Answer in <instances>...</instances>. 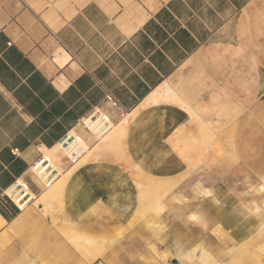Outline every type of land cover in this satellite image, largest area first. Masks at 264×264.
Masks as SVG:
<instances>
[{"label": "crops", "instance_id": "crops-1", "mask_svg": "<svg viewBox=\"0 0 264 264\" xmlns=\"http://www.w3.org/2000/svg\"><path fill=\"white\" fill-rule=\"evenodd\" d=\"M257 1L0 0V264H172L174 255L197 247L199 255L200 246L231 264V243L222 254L226 245L204 231L218 226L231 241L250 243L260 222L242 206L237 189L222 185L212 197L218 206L211 198L198 201L196 227L183 217L170 220L161 240L147 244L144 232L126 228L139 203L133 176L108 151L95 152L70 173L58 211L56 202L38 200L29 167L37 147L50 150L71 128L95 147L97 139L77 125L93 109L113 125L136 110L124 136L131 163L152 177L181 175L198 150L192 116L169 102L141 105L164 83L174 86L209 50L234 48ZM252 166L242 159L232 177L253 173ZM15 180L28 182L34 195L24 208L7 196ZM61 215L68 220L63 226ZM69 226L119 237L105 258L86 263L62 234ZM162 252L170 257L162 260Z\"/></svg>", "mask_w": 264, "mask_h": 264}, {"label": "rangeland", "instance_id": "rangeland-1", "mask_svg": "<svg viewBox=\"0 0 264 264\" xmlns=\"http://www.w3.org/2000/svg\"><path fill=\"white\" fill-rule=\"evenodd\" d=\"M251 13L252 21L239 26L234 48L209 50L173 86L206 119L204 126H198L197 118L191 117L196 130L198 150L185 172L174 178H157L141 172L131 163L126 153V128L119 134L113 132L102 141V137L108 132L97 139L98 144L89 158L90 160L95 152L108 151L111 159L131 172L139 193L138 208L142 207L140 216L145 215H138L139 224L134 228L144 232L146 239L161 240L166 232L167 222L182 217L189 226L196 227L198 201L211 198L215 206H218L216 199L212 197L222 185L229 191H241L238 195L242 206L254 212L260 222L256 233L248 239L250 243L245 246L247 240L242 243L231 241L228 233L218 226L214 230L204 231L206 238L214 244L226 245L222 247V254L224 251L225 254L229 253L227 246L231 243V264H264V0L254 3ZM125 117L113 125L111 130L121 125ZM47 154L51 156L60 176L76 162L71 163L60 150ZM242 159L253 165V173L243 170L237 178L232 177L234 167ZM29 174L41 194L47 192L48 187ZM66 180L63 181V188ZM62 193L63 189L47 194ZM48 197V202H56L55 210L58 211L57 201L51 195ZM159 198L161 202L158 209L149 212L150 203ZM59 201L62 205L61 200ZM63 220L61 215L60 221ZM127 227L133 228L130 221ZM145 227L149 229L146 230ZM80 234L83 236L82 232ZM198 248L183 254L189 256L188 263L220 262L214 260L213 253L202 249L203 246H200V252L204 258L199 261L198 256L191 254L195 249L197 252ZM181 255H175L176 261L171 263L178 264V257Z\"/></svg>", "mask_w": 264, "mask_h": 264}, {"label": "bare ground", "instance_id": "bare-ground-1", "mask_svg": "<svg viewBox=\"0 0 264 264\" xmlns=\"http://www.w3.org/2000/svg\"><path fill=\"white\" fill-rule=\"evenodd\" d=\"M178 77H179V75H178ZM155 102H169V103H172V104H176V105L180 106L181 108L185 109L192 117H196L197 118V120H196L197 122L196 123L199 124L198 126H204V124H206V119H204L200 114H198L193 108L189 107L187 105V103L184 101V99L182 98V96L180 94V91H177L169 83H164L160 88H158L155 91H153L149 95V97L143 102V104L141 106H145L147 104H150V103L152 104V103H155ZM135 112H136V110L134 112L126 115V117L123 120V122H122L121 125L116 126L114 128V130H111L105 136L103 135L104 137H102V139L100 137L101 141L104 140L105 138H108L113 132L118 133V134L121 133V132H123L125 130L128 122H129V119L133 116V114ZM206 129L207 128H205L204 131H206ZM83 144H84V148L86 149L85 154H83L80 157V159L76 160V162L74 163V165H72L61 176L59 175L60 177L58 176V178L52 184H50L48 186L47 192L42 193V196L38 200L43 201L44 203L47 204L48 203L47 201H48V198H49L48 196L51 195V198H54L57 201L58 208H62V205H60V201H59V200H61L62 194H47V193L61 191L63 189V181H64V179H67L69 177L70 173L76 167H78L79 165H81V164H83V163H85L86 161L89 160V158L91 157L90 154L92 153V151L95 149L96 146L93 147L92 149H90V148L87 147V145H85L84 142H83ZM58 150H59L58 145H55L50 150H45V151L48 152V153L49 152L50 153H55ZM53 157H55V156H53ZM55 159L57 160L58 158H55ZM26 193H27L28 199L26 200V198H24L25 201L22 199L23 196L21 194L14 196L13 193L9 191V194L8 195L12 198V200L14 201V203H16L20 208H24L25 205L28 203V201H30L31 199L34 198V195L28 190V188L26 190ZM22 201H24V202L22 203ZM160 202H161V200L159 198L158 201H155L154 203H150V206H149L150 209L148 208L149 212L152 213L153 210L158 209V207H159L158 205L160 204ZM145 207H143V208H145ZM137 210H138V212H136L133 215V217L131 218V220H130V226H132L133 228L135 226H137V224H139L137 222L138 221L137 218H138V215L140 216V213H142V207L141 208H138ZM45 212L47 214H50V216L52 217V215H53L52 209H47ZM144 216H140V217H144ZM53 220L55 221L56 218L53 219ZM58 220H59V218H58ZM149 220H150V218H149ZM66 223H68V220L64 218V220L60 224L63 226ZM69 224L71 225L70 222H69ZM133 224H134V226H133ZM69 227H70V229H68V228L66 229V228L62 227V228H64V229H62V234L63 235H66L67 238H68V240H69V242H70V244H72V247L74 246L78 250V252H80L82 254V256H83V258H84V260H85L86 263H89L91 261L93 262V260H95L97 258H105V255H106L107 251L110 249L111 246H113V244L118 239L116 237H119V236H116V237L115 236H111V237H106L105 238L103 236H91V235H87V234H84V233H83V236H82L80 234L81 232L79 230H77L76 228L75 229H71V226H69ZM72 228H74V227H72ZM143 240H144L143 242L149 244L148 238L147 239H144L143 238ZM150 246H151V244H150ZM153 249L154 248H152L151 250H153ZM195 252H196V249H195ZM195 252H192L191 253L192 256H195V257L198 256L199 261L200 260H203L204 256H202V253L200 252L199 255H197V253H195ZM170 254H172V253H170ZM158 256H160L162 258V260H166L167 258L170 257V255L168 254V252H162ZM178 258H179V263L178 264H190V263H188V261L190 262L189 256H184L182 254ZM217 264H229V263L228 262H219Z\"/></svg>", "mask_w": 264, "mask_h": 264}, {"label": "built area", "instance_id": "built-area-1", "mask_svg": "<svg viewBox=\"0 0 264 264\" xmlns=\"http://www.w3.org/2000/svg\"><path fill=\"white\" fill-rule=\"evenodd\" d=\"M106 99L111 101L112 105H116V102L111 98L110 95H106ZM77 125H79V127H81L84 131L91 133L96 139H99L105 135L113 127V123L109 116L102 111H98L97 109H93L92 112H90V114H88L86 117L82 118L77 123ZM83 142L84 140L82 136L76 132L74 128H71L62 135V137L56 142V145H58L59 150L63 153L67 160H69L71 163H74L86 152ZM37 149L38 155L31 163L29 171L41 182L43 186L48 187L58 178L60 173L58 172L57 168L54 167L51 156L47 154L43 148L37 147ZM15 151L16 150H13V153H15ZM27 188L33 194L28 182L23 180H15V182H13V184H11L7 190L12 192L14 196L21 194L23 196L22 199L24 200V198H26L27 200ZM8 197L12 200L10 196ZM33 199L28 201L25 206L31 203ZM24 201H22V203Z\"/></svg>", "mask_w": 264, "mask_h": 264}, {"label": "snow or ice", "instance_id": "snow-or-ice-1", "mask_svg": "<svg viewBox=\"0 0 264 264\" xmlns=\"http://www.w3.org/2000/svg\"><path fill=\"white\" fill-rule=\"evenodd\" d=\"M165 135H166V133H165ZM193 219H195V217H193Z\"/></svg>", "mask_w": 264, "mask_h": 264}]
</instances>
